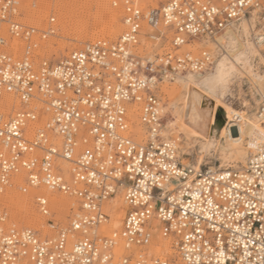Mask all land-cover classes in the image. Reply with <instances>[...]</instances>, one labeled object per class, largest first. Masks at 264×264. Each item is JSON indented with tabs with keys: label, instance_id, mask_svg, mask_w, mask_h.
<instances>
[{
	"label": "built area",
	"instance_id": "obj_1",
	"mask_svg": "<svg viewBox=\"0 0 264 264\" xmlns=\"http://www.w3.org/2000/svg\"><path fill=\"white\" fill-rule=\"evenodd\" d=\"M113 4L124 25L116 39L36 62L40 41L54 29L20 21V0H0V24L25 43L18 56L4 49L0 33V101L12 94L20 102L0 110V193L19 178L24 193L46 187L78 204L62 225L46 196L35 195L55 231L45 235L8 223L0 206V264H264V140L243 170L183 164L178 145L162 134L167 115L157 86L179 72L209 70L213 55L196 42L242 16L255 11L264 28V0ZM119 190L122 225L106 232V206ZM157 234L175 255L151 252Z\"/></svg>",
	"mask_w": 264,
	"mask_h": 264
},
{
	"label": "bare ground",
	"instance_id": "obj_2",
	"mask_svg": "<svg viewBox=\"0 0 264 264\" xmlns=\"http://www.w3.org/2000/svg\"><path fill=\"white\" fill-rule=\"evenodd\" d=\"M39 1L42 7L43 5L49 7L52 3V0ZM140 1L143 2L144 0ZM60 14H62L63 21L65 20V22L70 23L71 21L69 20L73 19V27L78 31L86 30L88 24L87 17L89 15H81V17H78L76 15L74 16V14L70 15L69 10H63ZM114 14L109 12L106 19L107 26L105 27V31L108 34L116 32V16L114 17ZM251 14L253 15L250 18L242 16L237 22H232L223 32L216 34L213 39L204 38L201 42H196L197 45L206 47L211 52L214 58V67L212 65L213 68L211 67L203 73L192 71L186 72L187 74L182 72L177 73L174 78L177 89L169 100L161 101L160 104L161 113L165 114L170 108V106H165V104L168 105L169 103L177 101L173 120H169L168 125H165L163 129L162 134L164 138L174 140L178 145L180 138H171L173 134H195L199 139L198 143L202 155H212L216 157L220 161V167H223V169L234 168L243 170L247 166L250 155L254 150L255 142L264 140V114L260 115L259 110L258 112L250 113V117L243 116L241 120L238 118L240 120L238 123L229 120L228 124L221 129L220 133H218V131L222 121L216 115L218 103H220L230 91L231 86L237 83L238 86L241 87L245 78L250 81V85L254 92L260 95L259 99H256L254 96L256 104L264 102V77L259 71H256L258 67L256 66L255 68L254 63L257 57L260 58V60H264V42L259 39L264 31H262L263 27L256 29V12L253 11ZM98 19L99 18L96 17L94 23L98 24ZM253 33H256V41L255 37L254 40L252 38ZM10 40L12 43L16 38ZM13 46L16 49L15 51H17L19 47L18 43L13 42ZM221 53H223V55H221ZM183 74L186 75L183 76ZM168 81L169 80L165 78L158 83L157 86L160 87V91L163 89L162 87L165 82ZM183 85H185V87ZM12 98L17 99L12 94H4L0 101V110L3 108L6 109V105L9 107ZM1 106L4 107L1 109ZM230 115L231 117H235L237 116V112L232 109ZM135 123L138 125V121ZM233 127H238V134L236 133L235 135L233 133ZM256 131L259 132L256 133ZM186 142L187 141H185V143ZM178 147L180 148V145H178ZM186 152L187 150L184 153ZM180 159L183 164L191 165L183 162L181 157ZM193 168L198 170L200 167L193 166ZM19 181V178L15 179L10 185H17ZM27 193L24 196H17L13 194L12 191H9L7 197L13 198L15 201L17 200L18 202H16V204L18 203V206L21 204V206H26L27 217H30L31 223L39 220L37 217L32 216L34 213L33 210H31L28 205H25L28 202V196L31 194H34L33 197L37 194L45 195L52 210L59 211L62 207L69 208L71 205L68 198L46 187L31 188ZM106 207L110 218L107 225L104 227V229L106 228L105 231H110V228L111 230L120 229L125 214V202L121 190L117 191ZM151 224L154 227L159 226V222L156 218L151 221ZM107 227H109V229ZM160 240V236L157 234L150 249L151 252L163 256L175 255V251L174 254L169 253V251L173 250L169 241L162 239L166 242L161 245Z\"/></svg>",
	"mask_w": 264,
	"mask_h": 264
},
{
	"label": "rangeland",
	"instance_id": "obj_3",
	"mask_svg": "<svg viewBox=\"0 0 264 264\" xmlns=\"http://www.w3.org/2000/svg\"><path fill=\"white\" fill-rule=\"evenodd\" d=\"M114 0H52V3L49 7L40 3L39 0H20V13L18 19L26 24L33 25L40 29H47L50 26L54 29V33L48 35L45 39L40 41L39 49L36 50L35 54L37 55L36 62H39L41 59H47L49 61H58L64 56L68 55L73 50H77L82 48L86 43L92 42L98 39H116L122 30L124 29V25L122 23V8L120 5H114ZM146 1V2H145ZM143 6L147 4V0L142 2ZM155 6L158 3L154 2ZM50 8V9H49ZM63 10H69L70 15L81 17L84 15H89L87 17L88 24L85 31H78L73 27V22L71 20L69 22L63 21L62 13ZM110 13H115L114 17L116 19L115 22V31L113 34H108L105 31V27L107 26V17ZM107 13V14H106ZM99 15V16H98ZM253 14H250L247 17H252ZM54 18V21H50L51 18ZM98 17V24L94 23ZM237 22V21H234ZM95 24V25H94ZM256 29L262 28L259 24V19L256 14ZM3 29H2V28ZM2 30V31H1ZM77 30V32H76ZM264 31V28L263 30ZM261 31V32H262ZM0 32L2 35L8 39V45L4 47L5 50L9 52H15L17 55H21L23 53L25 43L22 40H13V42H17L19 47L17 51L13 46V42L11 43V36L8 32V25L6 23L0 24ZM256 41V33H253L252 38ZM14 39V38H13ZM12 45V46H11ZM170 46L169 42L166 41L164 44V49H168ZM201 46L195 45L194 48H199ZM264 60H260V58H256L255 68L256 71L264 77V70H262V65H264ZM214 67V65H213ZM212 67V68H213ZM187 74V73H186ZM186 74H183L186 75ZM170 81V80H169ZM165 82V87L163 85V89L160 91L159 95L161 97V101L169 100L171 96H173L175 90L177 89V85L175 84V80L170 82ZM185 87V85H183ZM160 88V87H159ZM166 88V89H165ZM167 91V92H166ZM254 96L256 99L260 98V95L256 94L253 88L250 85V81L245 78L241 87L238 86L237 83L233 84L230 88V91L226 94V96L218 103L216 109V115L222 121V124L219 127L218 133L221 132L230 121L238 123L243 116L250 117V113L258 112L261 104H256L254 100ZM166 97V99H165ZM248 103V104H246ZM177 101L169 103L165 106H170L167 113V123L169 120H173V114L176 110ZM222 104V105H221ZM244 105V106H243ZM20 108V102L17 99L12 98L11 104L9 107L6 105V111L12 112ZM234 109L237 112V116L231 117L230 111ZM240 118V120L238 119ZM137 128V124L135 125ZM263 126V125H262ZM139 130V128H137ZM233 133L238 134V127L232 128ZM259 131H256L258 133ZM195 134L186 135L184 133H180L179 135L173 134L171 138L179 137L180 141H178L179 148V156L182 158L183 162L191 164L195 167H214V168H223L220 167V161L212 156L205 155L203 156L200 150V145L198 143V138ZM194 136V137H193ZM187 138V139H186ZM185 141H187L185 143ZM190 144V145H189ZM182 152H181V150ZM187 150L186 153H184ZM19 185L21 183H17V185L12 184L4 187L2 193H0V206L3 210H5L8 214L7 222L10 224H16L17 226H32L34 228L39 229L43 235L45 234H53L54 230L50 229L45 223L46 218L41 215L36 204H35V196L31 194L28 196L27 204L31 210H33L32 216L37 217V222L30 221V217H27L26 206L17 205V200H13V198L7 197V193L10 191L17 196H24L26 193L22 192L19 189ZM6 191V192H5ZM31 191V190H30ZM59 192V191H57ZM29 194V193H27ZM59 195H63L68 198V201L71 202L69 208L62 207L61 210H52L53 217L62 225H67L69 222V217L72 214V211L77 208L78 204L76 199L72 195H67L64 192H59ZM73 202V203H72ZM17 206V207H16ZM109 229V227H107ZM118 229V228H117ZM111 231V228L109 229ZM166 242L164 240H160L161 245ZM155 253V252H154ZM170 254H174V250L169 251ZM156 254V253H155ZM168 254V253H167Z\"/></svg>",
	"mask_w": 264,
	"mask_h": 264
},
{
	"label": "snow or ice",
	"instance_id": "obj_4",
	"mask_svg": "<svg viewBox=\"0 0 264 264\" xmlns=\"http://www.w3.org/2000/svg\"><path fill=\"white\" fill-rule=\"evenodd\" d=\"M240 4L243 5L244 0H239ZM166 11H170V9H165ZM233 16L236 15L235 12L232 13ZM221 55H223V53H221ZM262 70H264V65H262ZM261 183H264V181H261Z\"/></svg>",
	"mask_w": 264,
	"mask_h": 264
}]
</instances>
